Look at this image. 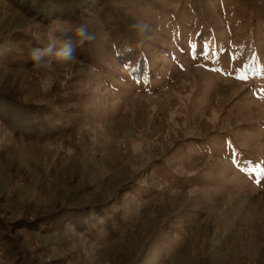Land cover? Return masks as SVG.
<instances>
[{
  "label": "rangeland",
  "instance_id": "1",
  "mask_svg": "<svg viewBox=\"0 0 264 264\" xmlns=\"http://www.w3.org/2000/svg\"><path fill=\"white\" fill-rule=\"evenodd\" d=\"M107 1L71 24L0 0V55L33 50L19 35L43 48L66 33L77 56L0 58V95L83 114L46 140L0 122L14 262L264 264V0ZM81 24L95 40L80 42ZM82 211L91 232L72 224Z\"/></svg>",
  "mask_w": 264,
  "mask_h": 264
},
{
  "label": "trees",
  "instance_id": "2",
  "mask_svg": "<svg viewBox=\"0 0 264 264\" xmlns=\"http://www.w3.org/2000/svg\"><path fill=\"white\" fill-rule=\"evenodd\" d=\"M15 6L17 3L24 2V6L29 13H36L40 20L48 22L54 18L63 19L75 24L78 21L81 13L84 14L85 7H94L102 14H108L111 11L110 4L107 0H87L81 3V0H7ZM84 4V5H83ZM91 9V11L95 10ZM24 42L28 43L30 47L41 48V46L34 41L30 36L19 35ZM30 52H22L19 54L5 53L1 54L0 58L9 65L18 66L22 63L35 62L32 59ZM3 95V94H1ZM0 95V122L5 125L10 133H16L21 138L32 140H46L52 137H58L68 133L71 129L78 126V122L83 117L81 114H68L61 108L54 106L49 108L47 106L34 105L23 103L18 100L16 96L5 94ZM67 213H69L67 211ZM70 212L72 218L76 219L72 224L78 225L81 229L91 232L94 222L87 223V218L90 217L89 211H82L79 213ZM80 217V219H78ZM71 218V217H70ZM71 218V219H72ZM78 219V220H77ZM108 219L106 218L104 224ZM3 225V224H2ZM101 229L96 230L100 231ZM0 230V259L5 261H13V264H21L14 262L13 256L22 254L18 243L11 239L8 233ZM94 233V232H93ZM22 257V256H21ZM27 264V263H23Z\"/></svg>",
  "mask_w": 264,
  "mask_h": 264
},
{
  "label": "clouds",
  "instance_id": "3",
  "mask_svg": "<svg viewBox=\"0 0 264 264\" xmlns=\"http://www.w3.org/2000/svg\"><path fill=\"white\" fill-rule=\"evenodd\" d=\"M133 27L142 34L150 30V26L143 21L136 23ZM76 32L80 37L81 43L96 39L95 34L89 31L86 24H81L76 29ZM31 55L32 59L38 65L46 68H51L53 62L57 64H67L77 59L76 47L72 39L67 37L66 33L60 36L49 34L48 43L43 48H34Z\"/></svg>",
  "mask_w": 264,
  "mask_h": 264
},
{
  "label": "snow or ice",
  "instance_id": "4",
  "mask_svg": "<svg viewBox=\"0 0 264 264\" xmlns=\"http://www.w3.org/2000/svg\"><path fill=\"white\" fill-rule=\"evenodd\" d=\"M261 173L264 174V169L261 170Z\"/></svg>",
  "mask_w": 264,
  "mask_h": 264
}]
</instances>
